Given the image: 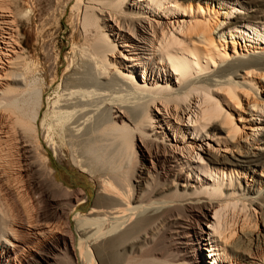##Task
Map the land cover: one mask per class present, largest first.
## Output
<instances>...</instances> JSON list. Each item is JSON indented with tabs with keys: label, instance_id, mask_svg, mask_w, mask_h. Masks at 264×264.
Listing matches in <instances>:
<instances>
[{
	"label": "bare ground",
	"instance_id": "bare-ground-1",
	"mask_svg": "<svg viewBox=\"0 0 264 264\" xmlns=\"http://www.w3.org/2000/svg\"><path fill=\"white\" fill-rule=\"evenodd\" d=\"M84 1L62 2L81 42L44 118L34 60L12 45L20 13L0 2V264H264V225L236 236L227 219L264 213V0ZM41 131L97 180L85 218L54 205Z\"/></svg>",
	"mask_w": 264,
	"mask_h": 264
},
{
	"label": "rangeland",
	"instance_id": "rangeland-1",
	"mask_svg": "<svg viewBox=\"0 0 264 264\" xmlns=\"http://www.w3.org/2000/svg\"><path fill=\"white\" fill-rule=\"evenodd\" d=\"M4 1L5 3H7L6 5L8 6L10 10H13V12L16 11L15 13H18V12L20 13V15H18L16 18L18 35L14 37L16 39V43L12 45L14 46L21 45L25 51L24 55L27 58H29L28 59L29 62H31V60H34V63H35L34 67L37 70L35 75L37 78V82L39 83L38 85H40L39 87L43 89L46 88L45 94L43 96V109L40 112L41 113L40 116L44 118V114L47 115L51 113L52 107L54 106L52 105V103L56 101L57 99V95L55 94V91L61 88L63 76L66 73L65 71L66 66L69 65V63L72 64L71 63L72 42H74L76 39H78V42H81L82 34L79 37H77V34L81 31L80 23L78 22L77 25L75 26L74 30L76 32H75V35L73 36H72L73 29L71 28V25H70L71 15H70L69 5H71L74 0H71V3L68 6H66L65 10L63 9V3H62L63 0H12V1L4 0ZM4 1L1 0L0 2L5 4ZM83 2L85 1L83 0ZM262 10L264 11V7H262ZM6 52H9V51H6ZM48 52L51 54V57L47 55ZM57 53H59V60H58L59 62L57 63V68H58L57 77L58 78L55 80L53 87L48 88L47 83L50 78L48 74L49 73L48 70L50 69L51 62L53 61L52 58L55 57ZM233 117L236 120V123H238L239 125V122H237V119H238L237 114L233 113ZM165 130L169 132V130L167 129ZM58 134L55 136V138L53 134L49 135V138H48L45 132L41 131L40 137L43 140L45 150L47 151V154H48L45 156V158L41 156L43 158L42 163L54 169V170L52 169L54 171L53 174L55 178L57 177L56 178L57 180H59L61 183L64 181L62 183L63 186H60V188L53 190V192H51V195H53V197L55 198L54 205L55 206L59 205L58 207L62 209L64 208L63 210L64 211L66 210L65 212L68 211L66 213L67 216L70 217L73 222H75L77 218H80V219L83 217L85 218L84 215H86L88 212L93 213L94 211L97 210L96 209L98 205L97 201H99L97 198L98 197L97 180L96 181L94 180L91 183V185H89L90 182L86 181L87 179H84L85 172L81 170L82 167L78 165L80 167L79 168L77 164L75 165V163L70 161L68 157L64 156V154L62 155V160L60 161L56 160L55 152L56 150H58V145L62 146L63 151L64 149H66L62 145L63 140H62L61 133L59 132ZM169 135H170V138H172L171 133H169L168 136ZM134 140H133L134 144L138 142ZM209 142L211 143V145L215 146L214 148L219 147V144L211 140ZM220 152L221 153L227 152V154H229L228 153L229 151H225L224 146H220ZM59 177L60 179H58ZM250 179L252 178L250 177ZM240 180L242 181V183H244L243 179L240 178ZM249 182L251 183L250 180ZM66 194H67V197H66ZM70 194L71 195L74 194L73 197H70L71 196ZM75 195L76 196L79 195L78 198L81 199V201L78 199L79 202H83V200H85L83 202L85 206L77 205V202L74 199ZM34 196L36 197L35 194ZM27 204L29 206L28 209L29 208L33 209V211L29 209V212H28L30 213L29 215H33L36 211V208L30 202H27ZM246 204L248 203L246 202ZM75 210H79L78 213L75 214ZM227 219L232 228L235 226L234 229L236 232L234 235L236 236H238V234L240 235L241 231L245 232L247 230L249 231L252 230L253 233H258L259 231L263 230L264 213H262V211L256 205L255 206L247 205V207L243 210L235 209L234 211H229ZM200 224L202 226L203 225L205 226V221L201 220ZM242 224L244 225L243 229H241ZM262 235L264 236V233L261 234V236H259V254L262 255L263 260H264V247H262L264 246V237ZM261 238L263 240H261ZM35 245L36 246L34 248L39 246V244H35ZM203 252L204 253H202L201 255L202 259L210 260V254L208 253V249H204ZM88 254L90 258V263L88 262L86 264H100L98 259H96L95 257L93 258L92 252Z\"/></svg>",
	"mask_w": 264,
	"mask_h": 264
}]
</instances>
